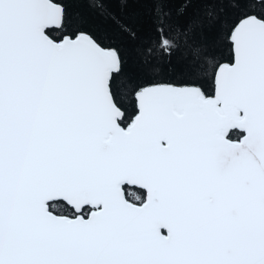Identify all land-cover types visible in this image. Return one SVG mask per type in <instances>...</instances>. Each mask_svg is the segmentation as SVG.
Here are the masks:
<instances>
[{"label": "snow or ice", "instance_id": "6c2138e0", "mask_svg": "<svg viewBox=\"0 0 264 264\" xmlns=\"http://www.w3.org/2000/svg\"><path fill=\"white\" fill-rule=\"evenodd\" d=\"M235 7L214 94L137 84L125 125L109 88L117 50L52 37L56 0H0V264H264V0ZM155 14L149 65L198 26L169 35L162 4ZM129 187L143 194L130 201Z\"/></svg>", "mask_w": 264, "mask_h": 264}, {"label": "trees", "instance_id": "16d2710c", "mask_svg": "<svg viewBox=\"0 0 264 264\" xmlns=\"http://www.w3.org/2000/svg\"><path fill=\"white\" fill-rule=\"evenodd\" d=\"M56 2L64 7L65 17L61 28L48 30L52 37L59 40L65 35L75 37L85 32L101 46L117 50L121 71L113 74L110 87L115 103L126 114L125 125L136 113L135 85L194 83L210 95L216 67L224 62L231 63L233 59L226 36L241 11L235 7L239 0H106L108 8L103 15L90 6V0ZM247 2L258 3L257 0ZM161 4L167 13L164 27L169 35L194 22H198V26L187 32L186 43L185 37H181L179 50L173 53L170 61L158 59L149 65L139 53L159 41L155 10ZM247 10L260 11L259 8ZM207 12H214L216 18H206ZM121 24L130 31H122ZM193 46L201 50L199 63L191 53ZM51 211L68 216L73 212L65 203L53 205Z\"/></svg>", "mask_w": 264, "mask_h": 264}, {"label": "flooded vegetation", "instance_id": "af4514ba", "mask_svg": "<svg viewBox=\"0 0 264 264\" xmlns=\"http://www.w3.org/2000/svg\"><path fill=\"white\" fill-rule=\"evenodd\" d=\"M233 139H237V137L233 138ZM142 190H138V189H135V188H131L129 187V190L126 192V196L129 200L131 201H135V198L137 196H140L142 195ZM137 203H139L138 201H136Z\"/></svg>", "mask_w": 264, "mask_h": 264}, {"label": "water", "instance_id": "95a60500", "mask_svg": "<svg viewBox=\"0 0 264 264\" xmlns=\"http://www.w3.org/2000/svg\"><path fill=\"white\" fill-rule=\"evenodd\" d=\"M258 1V0H257ZM53 29H56V28H53ZM46 31H48V30H46ZM81 33V32H80ZM83 33H85V32H83ZM79 34V33H78ZM77 34V35H78ZM87 34V33H86ZM89 35V34H88ZM70 37L69 35H65V36H63L61 39H63L64 37ZM90 36V35H89ZM91 37V36H90ZM71 38H75V37H71ZM91 38H93V37H91ZM61 39H59V40H61ZM94 39V38H93ZM95 40V39H94ZM96 41V40H95ZM97 42V41H96ZM103 47V46H102ZM104 48H106V47H104ZM106 49H113V48H106ZM233 60V59H232ZM224 63H226V62H224ZM221 64H223V63H221ZM113 74H116V73H113ZM113 74H112V76H113ZM111 79H112V77H111ZM111 79H110V81H109V88H110V91H111V87H110V84H111ZM202 90V89H201ZM203 91V90H202ZM112 93V92H111ZM212 94H214V88H213V92H212ZM212 94H210V95H212ZM113 96V95H112ZM134 98H135V94H134ZM113 100H114V98H113ZM115 102V101H114ZM135 105H136V100H135ZM122 110V109H121ZM136 111H137V108H136ZM136 114V113H135ZM134 114V115H135ZM134 117V116H133ZM132 117V118H133ZM131 188H133V187H131ZM126 195V194H125ZM126 198H127V196H126ZM131 201V200H130ZM68 207H70V206H68ZM71 208V207H70ZM72 211H73V209H72ZM54 214H56L55 212H53ZM58 215H61V214H58ZM64 216H68V215H64Z\"/></svg>", "mask_w": 264, "mask_h": 264}]
</instances>
